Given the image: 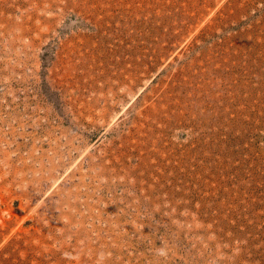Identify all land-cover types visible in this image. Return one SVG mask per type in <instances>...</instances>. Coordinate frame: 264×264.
I'll use <instances>...</instances> for the list:
<instances>
[{"label": "rangeland", "instance_id": "374dc122", "mask_svg": "<svg viewBox=\"0 0 264 264\" xmlns=\"http://www.w3.org/2000/svg\"><path fill=\"white\" fill-rule=\"evenodd\" d=\"M0 264H264V0H0Z\"/></svg>", "mask_w": 264, "mask_h": 264}]
</instances>
